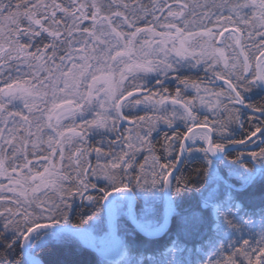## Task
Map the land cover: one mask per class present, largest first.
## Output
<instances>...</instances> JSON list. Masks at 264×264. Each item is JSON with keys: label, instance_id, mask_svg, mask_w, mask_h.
Returning <instances> with one entry per match:
<instances>
[{"label": "snow or ice", "instance_id": "snow-or-ice-1", "mask_svg": "<svg viewBox=\"0 0 264 264\" xmlns=\"http://www.w3.org/2000/svg\"><path fill=\"white\" fill-rule=\"evenodd\" d=\"M261 93L264 0H0V264H264Z\"/></svg>", "mask_w": 264, "mask_h": 264}, {"label": "trees", "instance_id": "trees-1", "mask_svg": "<svg viewBox=\"0 0 264 264\" xmlns=\"http://www.w3.org/2000/svg\"><path fill=\"white\" fill-rule=\"evenodd\" d=\"M144 2L147 3L148 0H145ZM184 74L191 76L193 79L197 78L198 76L201 77V78L204 76V73H203V71L200 68L198 70H196V71H192L191 69H185L184 70ZM168 86L170 88H174L175 87V83L172 82V83L168 84ZM261 96H264V93H261L260 95H252V97H251L252 101L254 103H259L260 99H261ZM96 140H99V138L96 139ZM159 140L162 142V136L159 137ZM157 148H159V144H157ZM93 162H94V158H93ZM77 204H79V200H78ZM94 258H95V253H89V252H85L83 255L78 257V259L82 262V264H89V262L92 259H94Z\"/></svg>", "mask_w": 264, "mask_h": 264}, {"label": "rangeland", "instance_id": "rangeland-1", "mask_svg": "<svg viewBox=\"0 0 264 264\" xmlns=\"http://www.w3.org/2000/svg\"><path fill=\"white\" fill-rule=\"evenodd\" d=\"M145 1V0H144ZM199 68H197V69H191L192 71H196V70H198ZM202 71H203V69L202 68H200ZM204 73V72H203ZM218 83V82H217ZM142 114V113H141ZM163 127V126H162ZM155 135V134H154ZM99 137H96V139H98ZM93 158H94V154H93ZM142 157H138V159H141ZM93 163H95V159H94V162ZM78 202V199H77V201H76V203Z\"/></svg>", "mask_w": 264, "mask_h": 264}, {"label": "flooded vegetation", "instance_id": "flooded-vegetation-1", "mask_svg": "<svg viewBox=\"0 0 264 264\" xmlns=\"http://www.w3.org/2000/svg\"><path fill=\"white\" fill-rule=\"evenodd\" d=\"M181 130H183V128H181Z\"/></svg>", "mask_w": 264, "mask_h": 264}]
</instances>
